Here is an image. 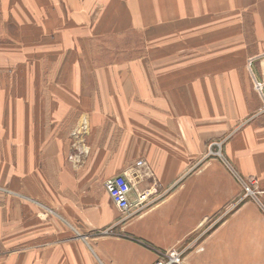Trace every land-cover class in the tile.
Instances as JSON below:
<instances>
[{
  "label": "crops",
  "instance_id": "crops-1",
  "mask_svg": "<svg viewBox=\"0 0 264 264\" xmlns=\"http://www.w3.org/2000/svg\"><path fill=\"white\" fill-rule=\"evenodd\" d=\"M128 4L0 0V187L52 205L80 232L108 226L126 231L88 243L79 236L55 242L38 231L51 225L49 230L66 232L62 222L52 215L39 220L36 204L0 190V264H153L158 250L193 245L196 238L189 237L200 229L203 249L186 251L184 264H208L225 250L226 222L264 226V112L254 89L256 81L264 84V0H239V69L250 76L227 78L230 23L228 34L224 30L231 15L225 4L216 32L212 6L198 16L179 9L164 19L160 13L157 31L165 37L158 46L145 38L139 55L104 60L112 51L134 50L132 43L106 42L135 21L130 8L126 14ZM194 48L201 61H188ZM82 119L90 152L74 168L66 155L72 128ZM214 140L221 141L223 159L209 155ZM139 159L145 166H135ZM201 165L203 171L189 172ZM127 168L138 172L132 201L151 186L149 172L158 181L157 194L162 191L123 221L102 183ZM251 176L259 203L245 200L233 212L254 209L261 217L237 220L234 213L210 229L211 218Z\"/></svg>",
  "mask_w": 264,
  "mask_h": 264
},
{
  "label": "rangeland",
  "instance_id": "rangeland-1",
  "mask_svg": "<svg viewBox=\"0 0 264 264\" xmlns=\"http://www.w3.org/2000/svg\"><path fill=\"white\" fill-rule=\"evenodd\" d=\"M131 4H128V9L126 11V14L130 12V9L132 11V14L135 18V21H132V23H126L123 25V28L120 30H117V32H121L119 36H116L114 39H107V43H114L115 45H119L121 43H132V47H134V50L124 51L121 52L120 50L110 54H105L106 61H111L112 57L116 55V53H119L120 58H130L139 55L142 53V50L145 45V38L146 41H151L153 45L158 46L155 42L158 41V39H163L165 37L162 32H159V25L161 24V21L158 20L159 16L161 17L160 13H164L166 17H163L164 19H171L170 16L172 14H175L180 9L181 12H190L195 14L197 12V16L201 12H206V6L208 8L213 7V12L215 16L217 14H220L222 12V6L225 4V12H229L231 15V19L227 20L225 22V34L229 35L228 38H225V78L229 77H235L238 76V72L243 75V70L239 69V67L244 62V55L239 51V44L240 39L237 37L238 28H240L241 23L239 21V18L237 17L240 13V7L238 5L239 0H128ZM244 0H242L243 2ZM147 2H150L149 4ZM159 5V6H158ZM150 7V8H147ZM130 8V9H129ZM162 10L160 11V9ZM228 10V11H227ZM249 13V12H246ZM244 13V14H246ZM143 15L144 18H149V24L144 23V20L141 17ZM162 18V20H163ZM199 18V17H198ZM214 28L215 32L217 29V25L221 22H224L222 20L221 15L214 17ZM170 23H173L172 21H169ZM167 22V24H169ZM228 23H230V29L227 33L226 27L228 26ZM129 25V26H128ZM139 28H135L136 26ZM128 26V27H127ZM3 26H1V14H0V29ZM172 27V26H170ZM149 29V36L147 35ZM153 30V31H151ZM125 34V35H124ZM145 36H144V35ZM231 34V35H230ZM119 37V38H118ZM218 35L216 36L215 33V42L219 41L221 42L222 39H218ZM119 49V47H118ZM114 52V53H113ZM215 55H214V65L217 66L220 64L221 58L219 53L216 54L218 51L215 47ZM188 57L191 59L188 61H201V54L194 48L191 54H188ZM189 59V58H186ZM219 70L216 71L217 73L221 74V65L219 66ZM249 69V68H248ZM250 70V69H249ZM246 76H250L249 71L246 69ZM243 75V76H244ZM233 86L230 85V88ZM85 119H82V121L74 126L71 131V142H70V148L66 155V160L70 165H72L74 168H78L79 165H82L85 161V159L88 157L90 152V147L87 142V135L89 134V127L88 125H85V128L83 129L81 125L84 124ZM74 132V134H73ZM79 132V133H78ZM221 141L220 140H214L210 146L209 155L216 156L220 159H223L221 156ZM225 161V160H224ZM145 166V163L144 165ZM203 165L198 166L196 169V166H194L190 171H201L203 169ZM203 171V170H202ZM150 174V182L148 181V185H154L157 184L158 181L152 180L154 178L152 172H149ZM110 177V176H109ZM108 178V177H107ZM106 179V178H105ZM104 183V181H103ZM102 183V185H103ZM241 183V182H240ZM104 189V187H103ZM162 189V188H161ZM0 190L4 192L5 194L9 195L7 198L14 197L21 199L22 202H32L36 204L41 211H39L38 216L39 220L46 221V218L48 215H52L55 218H57L60 222L64 224V228L66 232L53 231L52 229L49 230V227L51 225L47 226V228H42L38 231L39 235L43 236V238H54V241L57 242L58 240L63 239L64 236H71V237H81V242H87L90 239V237H106V236H116V235H126L125 228L121 229H115V227H105L101 229H92V230H86L80 232L78 229L71 228L68 226L66 222L63 220V216L58 211H55L52 205H46L38 200L31 198L25 194H19L15 193L14 191L0 187ZM162 191V190H161ZM161 191L156 195H153L149 198L148 201L157 200L159 198V195ZM258 195H249L244 198L243 197V188L241 185V193L240 195L235 199L232 200L229 205L225 206V209L221 211V213H218L213 218H211L212 221L210 225V229H212L215 226H219L222 224L223 220L230 215L234 214L237 216V220H240L243 215H246L250 218L261 217L259 216L260 213H256L254 209H250L247 211H241V212H233L241 202L245 200H253L257 202L256 198ZM242 198V200H240ZM259 203V202H257ZM145 208V206H144ZM143 208V209H144ZM263 211V210H262ZM233 212V213H232ZM264 212V211H263ZM119 214V220L123 218L122 220H126V218L130 217L128 215H123L121 213ZM263 215V214H262ZM45 216V217H44ZM242 221V220H241ZM253 220H243L242 222L238 223H229L226 222L225 225H223L224 229V235H225V250L223 253L214 254L212 256V261L208 264H258L264 257V226H258L256 224L252 223ZM213 222V224H212ZM44 225V224H43ZM41 225V226H43ZM124 225V224H123ZM67 228V229H66ZM215 230V229H214ZM53 231V234L50 232ZM203 229L198 230L193 237L190 240L195 239L194 242L200 243V240L203 238V233H201ZM223 258V259H222ZM186 257L184 258V264L186 262ZM264 262V261H262ZM154 263V262H153Z\"/></svg>",
  "mask_w": 264,
  "mask_h": 264
},
{
  "label": "built area",
  "instance_id": "built-area-1",
  "mask_svg": "<svg viewBox=\"0 0 264 264\" xmlns=\"http://www.w3.org/2000/svg\"><path fill=\"white\" fill-rule=\"evenodd\" d=\"M254 89L261 95L262 108L261 111L264 112V84L255 82ZM84 121V120H83ZM86 122L81 125L85 128ZM79 133V132H78ZM74 134V132H73ZM144 160L139 159L136 161L135 166L140 168L143 166ZM138 172L131 169H124L119 174L110 176L104 180L103 187L106 193L111 198L113 204L117 210L123 214H131L133 209H143L145 203L151 195H155L158 192V185L154 184L147 188H144L136 193L134 201L130 199V193L135 185V179ZM243 188V197L258 195L260 193L257 186V179L255 177H249L246 180H241ZM242 198L240 200H242ZM194 249L196 251H201L203 249L198 243L194 242L193 245H189L186 248H176L171 247L165 250L157 251V258L153 264H182L186 255V251Z\"/></svg>",
  "mask_w": 264,
  "mask_h": 264
},
{
  "label": "bare ground",
  "instance_id": "bare-ground-1",
  "mask_svg": "<svg viewBox=\"0 0 264 264\" xmlns=\"http://www.w3.org/2000/svg\"><path fill=\"white\" fill-rule=\"evenodd\" d=\"M82 121V120H81Z\"/></svg>",
  "mask_w": 264,
  "mask_h": 264
}]
</instances>
